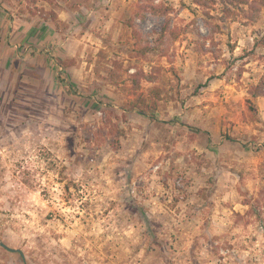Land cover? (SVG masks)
<instances>
[{"label":"rangeland","instance_id":"374dc122","mask_svg":"<svg viewBox=\"0 0 264 264\" xmlns=\"http://www.w3.org/2000/svg\"><path fill=\"white\" fill-rule=\"evenodd\" d=\"M263 35L220 1L0 0V241L25 255L0 264H264Z\"/></svg>","mask_w":264,"mask_h":264},{"label":"trees","instance_id":"16d2710c","mask_svg":"<svg viewBox=\"0 0 264 264\" xmlns=\"http://www.w3.org/2000/svg\"><path fill=\"white\" fill-rule=\"evenodd\" d=\"M199 5H206L209 1H220L223 4L224 12L232 13L238 9L249 20H256L260 13L264 12V0H194ZM228 16V13H225ZM224 16V17H225ZM255 47L264 48V35L255 39Z\"/></svg>","mask_w":264,"mask_h":264},{"label":"water","instance_id":"95a60500","mask_svg":"<svg viewBox=\"0 0 264 264\" xmlns=\"http://www.w3.org/2000/svg\"><path fill=\"white\" fill-rule=\"evenodd\" d=\"M0 244H1L3 247H5L6 249L10 250V251H19V252L22 254L23 258H25V255H24L23 251L18 250V249H15V248H12V247H9V246L6 245L3 241H0ZM25 262H26V260H25ZM26 264H27V262H26Z\"/></svg>","mask_w":264,"mask_h":264}]
</instances>
